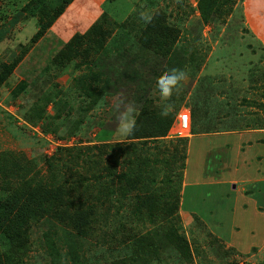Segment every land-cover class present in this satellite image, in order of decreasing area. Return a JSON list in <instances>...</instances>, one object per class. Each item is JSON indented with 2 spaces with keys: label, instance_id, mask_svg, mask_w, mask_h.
<instances>
[{
  "label": "rangeland",
  "instance_id": "obj_1",
  "mask_svg": "<svg viewBox=\"0 0 264 264\" xmlns=\"http://www.w3.org/2000/svg\"><path fill=\"white\" fill-rule=\"evenodd\" d=\"M29 1L0 0V70L4 64L14 67L0 86V154L15 158L22 167L9 160L7 180L12 184L7 188L6 178L0 174V197L21 185L30 172L24 170L27 166L33 170L28 176L44 177L47 183L56 182L55 187L62 183L68 188L78 181L79 187L69 189L76 204L84 201L79 198L84 190L85 206L94 203L97 214L92 233L83 238L72 227L67 237L65 225L51 219L33 220L27 233L29 249L20 256V264H264V248L255 249L257 256L251 252L254 246L264 245V215L243 204L248 198L239 181H223L237 175L230 169L241 173L236 176L239 179L255 175L246 171L249 164L263 171L253 178H263L264 158L229 153L228 163L221 164L218 151H201L195 144L184 190L191 132L183 131L177 120V113H191L190 106L198 114L196 123H209V131L230 128L234 121L240 126H264V43L246 26L242 0L207 2L205 8L214 7L207 23L202 20L201 0L110 1L104 6L107 12L96 22L104 28L100 32L105 35L103 41L99 44L102 37L93 26L79 52L60 61L57 55L64 43L49 34V29L32 40L39 25L36 18L25 17ZM49 1L54 6L62 2ZM164 15L166 19L153 27V19ZM177 34L179 38L173 42ZM77 64L81 66L75 67ZM171 69L183 70L186 77L172 97L164 100L157 94L156 84ZM132 71L139 73V82L130 80ZM127 106H133L137 114L141 107L160 116L174 114L168 136L146 144L121 140L118 120ZM212 111L213 119L209 116ZM219 112L225 115L217 117ZM75 122V134L70 136L67 126ZM117 142L122 148L114 151ZM135 143L138 149L133 148ZM252 145V150L261 149L264 156V143ZM135 151L148 163H134L131 179L136 187L128 185L129 179L123 183L107 180V171L101 167L114 166L118 159L116 171L121 173L129 167L124 162L136 157ZM68 158H72L68 165L73 172L68 171L64 178L63 172L58 173L53 179L50 166L55 164L64 171ZM228 164L233 167L229 169ZM100 172L101 185L91 177ZM81 176H89V180L79 181ZM95 182L102 200L112 192L116 206L112 211L111 202L100 207V201L93 199L90 185ZM242 183L250 192L258 190L264 207V182H254L253 187ZM140 194L143 208H139ZM146 196L158 198L159 205H146ZM172 226L185 238V249L168 238L167 229ZM139 235L145 238L142 249L135 242ZM223 239L240 240L244 251H224ZM3 247L0 232V252Z\"/></svg>",
  "mask_w": 264,
  "mask_h": 264
},
{
  "label": "trees",
  "instance_id": "obj_2",
  "mask_svg": "<svg viewBox=\"0 0 264 264\" xmlns=\"http://www.w3.org/2000/svg\"><path fill=\"white\" fill-rule=\"evenodd\" d=\"M73 0H62L61 4L59 6H54L51 4V1L49 0H30L27 4L28 7H25V10H27L25 17H37L39 29L37 33L32 38L33 41L36 39L41 38L46 31L50 28V26L56 21L58 17H60L64 11L66 10V7L72 2ZM113 1V0H109ZM216 0H201L200 7L202 9V20L204 22L211 21L210 14L212 13V8H205V5L207 2L209 4H214ZM219 12H221L220 8H217ZM106 13V11L103 12L102 16ZM36 14V15H35ZM101 16V17H102ZM100 17V18H101ZM160 17V16H159ZM157 17L153 20L156 21V23L153 25V27L159 26V22H163L166 18L165 15L161 16L162 19ZM100 20V19H99ZM98 20V21H99ZM97 21V22H98ZM158 21V22H157ZM202 21V22H203ZM95 23L93 26L96 28V34H100L102 38H99V44L103 41L105 38L104 33H100L104 30L103 26L96 25ZM92 26V27H93ZM92 27L90 29H92ZM167 26H164V29H166ZM89 29V30H90ZM152 29V25L150 27ZM132 33V31H130ZM146 33V32H145ZM90 34L89 31H87L84 34L76 33L67 43H64L63 50L57 55L58 61L68 59L70 56H74L79 52L78 48L81 43L84 42V37ZM145 35V34H144ZM147 35V34H146ZM145 35V36H146ZM147 37V36H146ZM148 41L152 42L151 36H148ZM158 38L161 40V35H158ZM179 38V34H177L173 42H175ZM166 44L165 42H163ZM103 46V44H102ZM105 46V44H104ZM72 60V59H71ZM81 64H77L75 67H80ZM13 65L10 64H4L3 69L0 70V86L7 82L9 77L11 76V73L13 71ZM116 73L117 72L116 70ZM130 80L135 79L139 82L140 76L137 72H130ZM90 97H93V92L89 93ZM174 115V114H173ZM172 114L168 113L167 116L164 114L160 116L158 113H149L147 108L141 107L140 112H138L136 119H137V128L133 135L129 137V140H138L142 141L143 144H146L147 141L156 140L158 138H164L168 135V132L170 131L172 124L174 122L175 117ZM205 117L208 116V114L204 115ZM192 126L193 123L197 121L198 114H196L195 109L192 110ZM63 123H66L65 121ZM69 129H67L70 136L74 135V130L77 127V123L75 122L72 126H67ZM193 129V128H192ZM181 140L187 141L184 138H181ZM104 143L108 142V139L102 140ZM120 142L115 143L116 145L113 146L112 150L116 151V148H122V146L119 144ZM133 148L138 149L137 143L132 144ZM98 149H100L99 154L103 153V150L95 146ZM125 150V149H124ZM8 154H0V174L4 176L7 180V168H8V162L9 160L15 164V166H18L22 169V167L19 165L17 160L15 158H11L7 156ZM135 158L130 159L128 162H124L123 166H127L125 164H128V169H124L121 173H117L116 171V164L119 163L118 159L115 160V165H104L101 167L102 170H106V177L107 180L110 182L118 179L119 182L123 183V180L126 179L128 185L131 188L136 187V183L133 184L132 182V170L133 165L135 162H142L143 164L147 163V161L143 160L141 156L138 154L137 151H135ZM118 157V156H117ZM136 160V161H135ZM72 161V158H68L65 163L63 164L64 171L61 169L60 166H55V164H52L50 166L51 169V175L54 179L53 175H57L58 173L63 172L61 178L65 177V174L70 171L73 172L72 168L68 165ZM148 165V163H147ZM54 169V170H52ZM24 170L30 171L27 175L23 177V182H21V185H17L15 190L12 194L4 195L3 197H0V232L2 234V241L4 244L2 252H0V264H20V256L22 254H25L27 250L29 249V241H28V229L30 224L33 222V220H39L42 218L51 219L52 221H55L57 223H60L62 226L65 235L69 237L68 230L72 227L78 230L77 234H79L78 237H88L89 234L93 231V220L96 218L97 214V206L94 203H91L87 206H85V191L83 190V193L79 195V198L84 199V201L79 200V204H76V200L72 194V192L69 191L71 186L79 187V183L73 182L68 188L66 187V184L59 183L57 187H55L56 182L47 183L44 179V177L34 179V177L28 176L30 173H32L30 168L27 166L24 167ZM87 177L89 176H81L79 181L83 179L89 180ZM93 179L95 181H98L101 185V179L103 178L102 172L92 174ZM58 183V182H57ZM12 182L9 180L6 181V187H11ZM96 182L92 183L90 185V192L93 193V199H96L100 201V207L104 202H111L110 211H112V207L116 208L114 201H112V192L109 190L107 193L108 196L111 197H105V200L101 199V194L98 197L96 194L98 190L95 188ZM65 189V190H64ZM108 189V187H107ZM130 192V189L128 190V193ZM104 193V190H103ZM127 193V191L125 192ZM105 194V193H104ZM139 201L144 199V196L140 194L138 196ZM142 203V202H141ZM145 204L146 205H152V208H155L158 204V198H155V196H146L145 197ZM143 203L140 205L139 208H143ZM146 207V206H145ZM153 211V209H152ZM152 212L148 210V214H151ZM167 218V216H166ZM121 228V224H120ZM168 238L171 240H175L177 244L180 246V248H184L183 245L187 246V243L185 241V238H183L182 235L179 234L177 228L175 226H172L171 228L167 229ZM145 238L144 236L139 235L138 237H135V242L137 244V247L142 249V245H144ZM181 242V243H180ZM155 242L152 241V244ZM141 244V245H140ZM78 247L74 244V254L77 253ZM134 258H132L133 260ZM20 260V261H19ZM123 261L121 262V264Z\"/></svg>",
  "mask_w": 264,
  "mask_h": 264
},
{
  "label": "crops",
  "instance_id": "obj_3",
  "mask_svg": "<svg viewBox=\"0 0 264 264\" xmlns=\"http://www.w3.org/2000/svg\"><path fill=\"white\" fill-rule=\"evenodd\" d=\"M110 2L109 0H73L67 7L64 13L56 19V21L50 26L49 34L54 35L57 37L61 42L67 43L76 33L84 34L86 33L102 16L103 12L106 11L104 6ZM242 8L244 12L245 24L250 30L252 34L257 35L260 37V40L264 43V0H242ZM107 12V11H106ZM37 19V17H34ZM188 105V104H187ZM183 104L180 107V110H183ZM191 111L193 107L190 106L187 108ZM186 110V109H185ZM209 115V114H208ZM214 112H211L212 119ZM222 114L219 112L217 117H221ZM208 119H210V117ZM261 119V118H260ZM177 120L179 121V114L177 113ZM262 122L264 119H261ZM264 123V122H263ZM226 124V123H225ZM209 123H206L204 126L198 123H193L192 132L190 136L187 138L189 139V146H188V157L186 159V167H185V179H184V187L185 190L188 187V183L186 182L187 178V167L189 163V156L192 149V146L197 144L199 147L203 149H214L218 151L217 158L220 159L222 162L221 164H227L229 161V153L233 155H248L253 159L264 158L261 156V149L260 150H252V144L258 142L264 143V126L261 127H252L250 123H247L246 126H240L237 121L232 123V127L230 128H218L214 130H208ZM168 136V135H167ZM166 136V137H167ZM208 147V148H207ZM207 150V151H208ZM248 152V153H247ZM201 154V152H200ZM202 155V154H201ZM216 159V158H215ZM251 163V160L249 161ZM242 164H247V162H242ZM228 168L233 167L232 164L227 165ZM229 168V169H230ZM235 174H241L235 170L230 169ZM246 171H249L251 174L247 177H243V179H239L236 177H229L224 179L223 181L228 182L229 184L238 182L242 184L241 191L244 194L243 204L246 207L253 206L259 212L260 216L264 215V207L260 205L258 198L260 199L261 195L258 190H246L244 187V183H251V187H253L254 182L260 184L264 182V177L258 179L259 175H263V171L258 169L257 167L252 166L251 164L248 165ZM259 174V175H258ZM253 176H258L257 178H253ZM220 181V180H218ZM253 181V182H252ZM222 182V181H220ZM262 186V185H261ZM260 186V187H261ZM245 190V192L243 191ZM183 201L181 202V206H183ZM183 210V209H182ZM186 212V211H184ZM188 215L194 213V211L186 212ZM233 243L227 242L223 239L222 246L224 251L230 252H241L242 244L239 243L240 240L232 239ZM231 248V249H230ZM264 248V245L260 247L253 248L252 255L257 256L258 253H255V249Z\"/></svg>",
  "mask_w": 264,
  "mask_h": 264
},
{
  "label": "clouds",
  "instance_id": "obj_4",
  "mask_svg": "<svg viewBox=\"0 0 264 264\" xmlns=\"http://www.w3.org/2000/svg\"><path fill=\"white\" fill-rule=\"evenodd\" d=\"M144 19L146 21H150L151 17L146 16L144 17ZM185 77H186V73L183 70L180 69L169 70L157 81L156 84L157 94L164 100H168L169 98L172 97L173 93L178 89V87L180 86L181 82L185 79ZM162 114L166 115L167 112H164ZM181 114H179V119ZM136 116H137V110L133 106H127L125 110L120 113L118 120V127H117V135L118 137L121 138V140L131 137L135 132L137 128ZM191 125H192V120H191ZM191 125L189 130L190 132H192ZM180 137H186V136H180Z\"/></svg>",
  "mask_w": 264,
  "mask_h": 264
},
{
  "label": "built area",
  "instance_id": "obj_5",
  "mask_svg": "<svg viewBox=\"0 0 264 264\" xmlns=\"http://www.w3.org/2000/svg\"><path fill=\"white\" fill-rule=\"evenodd\" d=\"M190 125H191V115L189 112L182 113L180 115V128L183 131H189L190 130Z\"/></svg>",
  "mask_w": 264,
  "mask_h": 264
}]
</instances>
